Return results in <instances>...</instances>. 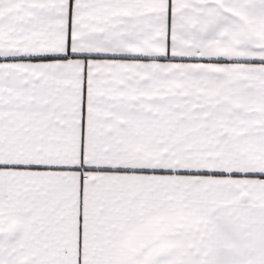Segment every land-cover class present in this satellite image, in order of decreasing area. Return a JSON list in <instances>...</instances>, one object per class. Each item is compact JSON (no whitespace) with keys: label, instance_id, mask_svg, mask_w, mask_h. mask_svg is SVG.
<instances>
[{"label":"snow or ice","instance_id":"snow-or-ice-1","mask_svg":"<svg viewBox=\"0 0 264 264\" xmlns=\"http://www.w3.org/2000/svg\"><path fill=\"white\" fill-rule=\"evenodd\" d=\"M0 264H264V0H0Z\"/></svg>","mask_w":264,"mask_h":264}]
</instances>
